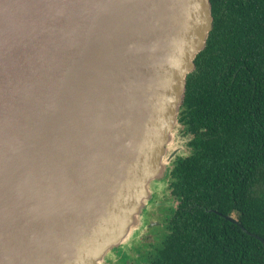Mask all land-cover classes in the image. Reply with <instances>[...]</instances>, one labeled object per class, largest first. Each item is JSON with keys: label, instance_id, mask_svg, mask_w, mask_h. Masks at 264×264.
<instances>
[{"label": "water", "instance_id": "1", "mask_svg": "<svg viewBox=\"0 0 264 264\" xmlns=\"http://www.w3.org/2000/svg\"><path fill=\"white\" fill-rule=\"evenodd\" d=\"M212 25L210 0H0V264H103L139 232Z\"/></svg>", "mask_w": 264, "mask_h": 264}, {"label": "trees", "instance_id": "2", "mask_svg": "<svg viewBox=\"0 0 264 264\" xmlns=\"http://www.w3.org/2000/svg\"><path fill=\"white\" fill-rule=\"evenodd\" d=\"M210 3L178 115L189 154L170 162L163 226L134 239L132 264H264L262 244L224 218L264 240V0Z\"/></svg>", "mask_w": 264, "mask_h": 264}, {"label": "rangeland", "instance_id": "3", "mask_svg": "<svg viewBox=\"0 0 264 264\" xmlns=\"http://www.w3.org/2000/svg\"><path fill=\"white\" fill-rule=\"evenodd\" d=\"M187 142L188 137L183 134L182 128L180 126H177L174 131L173 141L171 147L169 148L168 155L173 152H177L176 156H187L189 154ZM166 187L167 185L165 182L163 184L153 186V204H150L147 215H145L144 217L145 223L142 227H139L140 229H137V231L139 230V232L135 236H133L130 241L124 246L125 251L128 250V252L130 253L131 250L129 249V247L133 244V241L136 237H139V240L145 237L152 240L151 238L153 236L150 233L151 229L163 226V218L159 212V207L163 202H165L169 198V191ZM117 252L118 251L116 250L113 253H110L109 256L105 258L103 264H109L111 261H113L115 259L116 254H118ZM131 255L133 256V254Z\"/></svg>", "mask_w": 264, "mask_h": 264}, {"label": "flooded vegetation", "instance_id": "4", "mask_svg": "<svg viewBox=\"0 0 264 264\" xmlns=\"http://www.w3.org/2000/svg\"><path fill=\"white\" fill-rule=\"evenodd\" d=\"M189 150V149H188ZM176 204V203H175ZM161 214V213H160ZM152 236L154 237V235L152 234ZM152 237V238H153ZM118 251V250H117ZM118 254H116V256H115V259L113 260V261H111L109 264H121L122 262V260H123V255L125 256V251H123V250H119L118 252H117ZM133 254V256L131 255V254ZM130 253L128 252V255L131 257V258H129V260L127 261V263L126 264H132V262L134 263V261L133 260H135L136 258H137V255H135L134 254V252H133V250H131L130 251ZM127 255V254H126ZM127 255V256H128ZM132 258H134L132 261H130ZM121 262V263H120Z\"/></svg>", "mask_w": 264, "mask_h": 264}, {"label": "bare ground", "instance_id": "5", "mask_svg": "<svg viewBox=\"0 0 264 264\" xmlns=\"http://www.w3.org/2000/svg\"><path fill=\"white\" fill-rule=\"evenodd\" d=\"M167 188V187H166ZM164 189V188H163ZM163 192V191H162ZM153 209V208H152ZM139 235V234H138ZM140 242V241H139Z\"/></svg>", "mask_w": 264, "mask_h": 264}]
</instances>
